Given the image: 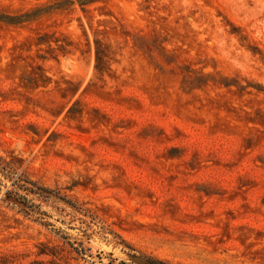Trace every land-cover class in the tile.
I'll return each mask as SVG.
<instances>
[{"label": "rangeland", "instance_id": "rangeland-1", "mask_svg": "<svg viewBox=\"0 0 264 264\" xmlns=\"http://www.w3.org/2000/svg\"><path fill=\"white\" fill-rule=\"evenodd\" d=\"M0 158V264H264V0H0Z\"/></svg>", "mask_w": 264, "mask_h": 264}, {"label": "trees", "instance_id": "trees-1", "mask_svg": "<svg viewBox=\"0 0 264 264\" xmlns=\"http://www.w3.org/2000/svg\"><path fill=\"white\" fill-rule=\"evenodd\" d=\"M0 193L1 201L26 215L42 214L38 206L33 203V197L48 199L52 195L51 190L38 186L29 180L23 172L10 166L0 158ZM58 195V192H53ZM57 198H61L58 196ZM162 264V263H159Z\"/></svg>", "mask_w": 264, "mask_h": 264}]
</instances>
